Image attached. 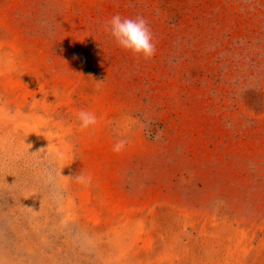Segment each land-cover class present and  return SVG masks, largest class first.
<instances>
[{
	"label": "rangeland",
	"instance_id": "rangeland-1",
	"mask_svg": "<svg viewBox=\"0 0 264 264\" xmlns=\"http://www.w3.org/2000/svg\"><path fill=\"white\" fill-rule=\"evenodd\" d=\"M0 108V264H264V0H0Z\"/></svg>",
	"mask_w": 264,
	"mask_h": 264
},
{
	"label": "clouds",
	"instance_id": "clouds-1",
	"mask_svg": "<svg viewBox=\"0 0 264 264\" xmlns=\"http://www.w3.org/2000/svg\"><path fill=\"white\" fill-rule=\"evenodd\" d=\"M104 30L107 32L115 44L130 53L136 58H142L145 61L150 60L156 53V44L153 40V34L148 25L147 20L140 15L136 17H122L119 13L113 15L104 25ZM0 112L7 115V110L0 108ZM79 121V129L81 132L91 133L98 125L99 119L93 112L80 110L77 114ZM162 135L160 131L155 138L159 139ZM128 145L127 139H118L111 148V151L120 154L125 151ZM49 147V146H48ZM48 147L45 153L48 152ZM58 162L64 159L59 152L54 153ZM69 160L71 158H68ZM75 181L85 187L91 185L92 177L83 171L74 177Z\"/></svg>",
	"mask_w": 264,
	"mask_h": 264
}]
</instances>
